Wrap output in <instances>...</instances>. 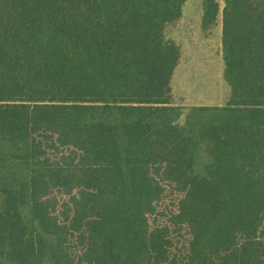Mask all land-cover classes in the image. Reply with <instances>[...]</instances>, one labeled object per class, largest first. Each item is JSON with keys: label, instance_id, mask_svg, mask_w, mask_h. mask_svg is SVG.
Returning a JSON list of instances; mask_svg holds the SVG:
<instances>
[{"label": "trees", "instance_id": "trees-1", "mask_svg": "<svg viewBox=\"0 0 264 264\" xmlns=\"http://www.w3.org/2000/svg\"><path fill=\"white\" fill-rule=\"evenodd\" d=\"M185 1L0 0V264H264V1L224 0L230 96L183 117Z\"/></svg>", "mask_w": 264, "mask_h": 264}, {"label": "rangeland", "instance_id": "rangeland-1", "mask_svg": "<svg viewBox=\"0 0 264 264\" xmlns=\"http://www.w3.org/2000/svg\"><path fill=\"white\" fill-rule=\"evenodd\" d=\"M216 1L219 11L213 24L205 25L202 22L203 0H186L181 16L165 27L166 36L172 39L181 50L171 90L172 102L182 108L183 117L190 112L193 106H220L230 96V87L223 77L221 50L224 0ZM208 159L207 146L205 142H201L196 153L198 170H201ZM63 193L62 189H53L50 191V196L60 199L66 197ZM180 196V193L166 186L164 197L158 208L160 221L166 220L172 214H179L176 204ZM173 235L174 237L178 235L179 246L180 233ZM69 238L71 242V236Z\"/></svg>", "mask_w": 264, "mask_h": 264}, {"label": "crops", "instance_id": "crops-1", "mask_svg": "<svg viewBox=\"0 0 264 264\" xmlns=\"http://www.w3.org/2000/svg\"><path fill=\"white\" fill-rule=\"evenodd\" d=\"M179 60H180V58H179ZM179 60H178V62H179ZM177 68H178V63H177V65L175 66V69H174V72H173V75H172V78H171V88H172V80H173V78H174V74H175ZM217 106H218V105H217Z\"/></svg>", "mask_w": 264, "mask_h": 264}]
</instances>
